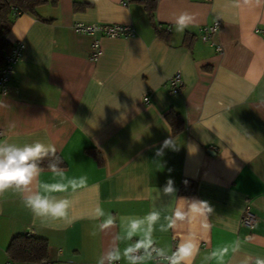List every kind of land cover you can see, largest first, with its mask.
I'll list each match as a JSON object with an SVG mask.
<instances>
[{"label":"crops","instance_id":"0c3cea01","mask_svg":"<svg viewBox=\"0 0 264 264\" xmlns=\"http://www.w3.org/2000/svg\"><path fill=\"white\" fill-rule=\"evenodd\" d=\"M181 13L192 17L182 32L175 24ZM79 21L130 25L135 35L97 34L103 53L93 62V36L72 28ZM214 22L220 51L200 39V27ZM257 26L264 27V0H158L152 20L139 0L48 1L17 14L6 38L25 47L0 95V142L54 144L65 166L56 173L42 168L33 188L65 186L53 195L70 208L67 220L35 218L19 193L0 194V264H97L110 247L123 252L139 237L117 239L124 235L120 217L159 210L163 223L176 201L155 188L169 179L176 197L213 208L196 221L194 264L264 260V40ZM176 71L183 85L171 94L167 80ZM169 111L182 117L177 134L165 118ZM166 140L175 148L164 147ZM185 179L194 182L191 193L180 191ZM247 206L252 227L241 224ZM97 207L116 221L104 232L91 218ZM24 232L47 240L45 263L9 259L10 240ZM153 239L169 250L177 244L176 232L159 225ZM117 264L129 262L122 257Z\"/></svg>","mask_w":264,"mask_h":264},{"label":"clouds","instance_id":"9594fccd","mask_svg":"<svg viewBox=\"0 0 264 264\" xmlns=\"http://www.w3.org/2000/svg\"><path fill=\"white\" fill-rule=\"evenodd\" d=\"M246 2V0H245ZM192 22V17L188 13H181L175 19L176 30L182 32ZM164 147L175 148L171 140L164 142ZM162 150L157 155H162ZM50 160L48 168L56 173L59 171L60 160L57 156V149L54 144H45L41 141L18 145L7 141L0 142V194L8 190H14L22 197L25 207H27L35 218H53L67 220L69 216L70 201L66 198H57L53 193L66 191L63 185H49L47 183L38 184L33 188L34 181H37L42 167L41 162L46 158ZM75 188V184H73ZM158 196L173 197L176 207L170 215L163 217L161 223V213L153 210L142 218L122 216L120 217L121 226L124 232L123 239L133 241L120 251L118 247H110L104 252L97 261V264H115L122 257L129 264H141L144 260L162 259L167 264H194L195 257L199 253V241L196 238V221L205 218L213 212V208L207 201L195 198L176 197L174 181L169 179L162 189L155 188ZM118 199H121L118 197ZM102 208L94 210L92 219L99 220L98 229L104 232L116 223L115 218L108 214L106 218ZM187 224V231H182L181 225ZM159 225V231L176 232L177 244L174 250L163 247H155L153 233ZM95 236L97 233H91ZM238 247V245H237ZM142 250V252H141ZM170 251V254H169ZM215 256V253L212 254ZM212 257H207L211 259ZM256 264H264V260H257Z\"/></svg>","mask_w":264,"mask_h":264},{"label":"trees","instance_id":"16d2710c","mask_svg":"<svg viewBox=\"0 0 264 264\" xmlns=\"http://www.w3.org/2000/svg\"><path fill=\"white\" fill-rule=\"evenodd\" d=\"M50 1L56 4L57 0H0V64L3 55L9 50L11 43L7 40V34L13 24L15 13H34L35 8L45 2ZM143 5L148 17L152 20L155 15L158 0H139ZM165 118L171 126L174 134L179 133L183 128L182 117L174 111L165 114ZM95 159L100 162L101 158L97 150L87 149ZM60 160L59 167L65 166V162L57 154ZM55 158L49 157L41 162L42 168H48L50 160ZM194 189V182L183 180L180 191L181 193H191ZM9 259L16 262L25 263H45L48 259L49 246L45 238L33 236L27 232L15 235L7 247Z\"/></svg>","mask_w":264,"mask_h":264},{"label":"built area","instance_id":"2783aa9c","mask_svg":"<svg viewBox=\"0 0 264 264\" xmlns=\"http://www.w3.org/2000/svg\"><path fill=\"white\" fill-rule=\"evenodd\" d=\"M122 5H126L129 0H119ZM18 13L14 14V17ZM72 28L75 32L79 34H86L93 36L92 42L90 44V49L88 53L89 60L96 61L103 53L101 41L99 34L102 37L108 38H120V37H132L135 35V30L130 25L125 24H99V23H84V22H74ZM220 24L214 22L212 24L203 25L199 29L200 39L203 42H209L215 46L217 51L221 50L219 44L214 41V36L218 32ZM169 30V29H168ZM254 33L259 35L264 40V27H255ZM24 43L22 41H15L11 43L9 50L3 55L2 63L0 64V95H6L8 92V85L15 73V66L20 60L22 52L24 50ZM182 76L180 71H176L167 80V87L171 94L178 93L182 88ZM149 101L148 96L143 97V102L147 103ZM1 136V131H0ZM256 222L255 216L250 211L249 206L243 210L241 217V224L252 227ZM176 245H173V250ZM142 252V250H141ZM156 263L167 264L166 261L162 259H152ZM8 264V263H7ZM117 264V262H115Z\"/></svg>","mask_w":264,"mask_h":264}]
</instances>
